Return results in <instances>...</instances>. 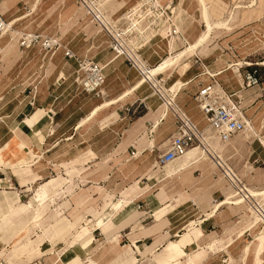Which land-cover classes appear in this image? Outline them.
Instances as JSON below:
<instances>
[{
    "label": "crops",
    "instance_id": "obj_1",
    "mask_svg": "<svg viewBox=\"0 0 264 264\" xmlns=\"http://www.w3.org/2000/svg\"><path fill=\"white\" fill-rule=\"evenodd\" d=\"M0 1L6 8L4 14L0 8L1 17L17 19L13 32L0 37V151L21 158V164H9L7 157L0 161V182L5 193L16 190L21 198L30 192L28 186L36 184L38 197L44 202L52 199L62 210L64 232H72L79 223L85 227L87 233L79 246L90 253L93 262L92 256L95 262L108 264L121 257L127 247L134 256L143 250L157 254L167 248L173 234L179 238L175 242L182 244L191 234L200 233V264H264V245L258 251L256 240L250 241L251 224L242 225L239 212L226 215L230 210L221 205L206 217L211 205L222 200L219 197L225 189L216 177L221 170L212 161L207 158L208 164L201 160L205 155L193 149L168 164L156 163L157 155L166 150L174 134L175 116L170 111L164 112V116H153V109L143 95L136 90L131 95L126 93L132 86L135 65L130 66L121 56L123 60L108 70L104 57L109 54L105 50L109 36L102 31L99 36L93 31L97 26L77 0H37L36 15L28 18L35 0ZM177 2L171 0V8ZM152 3L159 6L157 0H109L105 8L100 6L114 21L121 25L129 23L122 29L129 41L127 49L135 64L145 59L147 67L165 57L166 52L158 56L157 51L165 48L177 52L200 31V22L192 17L198 18L197 10L192 15L184 12L177 27L170 19L169 8L163 11L166 17L160 10L148 11ZM82 19H88L89 24L85 26ZM21 34L52 38L58 47L43 53L40 40L20 46ZM224 41L228 44L229 38ZM208 42L173 69L155 76L154 81L203 131L212 151L228 167L224 169L228 174L230 169L245 188L252 178V183L264 185V59L255 61L254 57L241 56L236 51L232 52L234 59L231 56L230 63L221 55H207L214 47L210 48ZM138 48L139 56L134 51ZM65 50L79 60L89 59L102 67L104 80L96 92L83 88L81 73L75 77L77 61L66 58ZM252 71L258 83L244 86L243 74ZM210 75L241 109L250 128L224 141L213 134L193 98L200 85L211 82ZM178 84L182 86L176 90ZM104 102H111L110 107L89 116L92 109ZM88 116L87 122L78 126ZM154 118L159 120L155 130ZM242 145L245 164H231L229 159ZM229 152L232 154L228 155ZM31 158L36 161L28 164ZM257 160L261 164H254ZM24 161L26 164H22ZM26 169L35 176L31 179L28 174L17 176ZM100 199L106 202L101 204ZM88 200L97 208L102 207L96 216L84 211L90 203L83 207L81 203ZM242 209L247 217L248 212ZM77 212L80 218L74 221ZM212 233L217 239L202 241ZM114 237L117 239L112 240ZM48 245V241L43 244ZM189 245L179 246L180 252ZM115 248L122 250L109 259ZM71 250L56 255L54 264L66 263L73 255Z\"/></svg>",
    "mask_w": 264,
    "mask_h": 264
},
{
    "label": "rangeland",
    "instance_id": "obj_2",
    "mask_svg": "<svg viewBox=\"0 0 264 264\" xmlns=\"http://www.w3.org/2000/svg\"><path fill=\"white\" fill-rule=\"evenodd\" d=\"M143 1L144 0H141V2ZM157 1L159 2L158 3L159 6L152 3L150 5L151 8H149L148 11L157 13L160 10L163 13V11H165V8H169V10H171L170 13L172 16L174 9L176 10L177 7L179 10H181V15L184 12L188 13L189 15H192V12L195 9L198 11L199 14L198 18H195L194 16L192 17L194 18V20L200 22V31L204 29V23L200 17L199 8L196 0H183V1L178 0L177 4L173 8H171L170 5L171 0H157ZM206 1L208 2L207 10H208L209 18L211 20L224 19L229 17L228 18L229 29H219V30L214 29L211 32V36L208 43L209 44L211 43L210 48L212 46L214 47L213 49L208 51L209 53H207V55L210 56L221 55L223 59L229 60L230 63H232L231 60V58L233 57L232 52L236 53L237 51L243 54L241 56H246L245 54H248L249 56L254 57L255 61H258L257 59L263 60L264 59V0H206ZM145 2H150V0H145ZM134 5L135 4H133L132 6ZM129 9H131V7ZM170 13L168 12L169 15ZM136 15H134L133 17L135 18ZM163 15H165V13H163ZM166 16L167 15H165L164 17ZM162 17L163 16H158V19ZM82 21L84 22V24L86 23L85 26L89 24L87 23V21L89 22L88 19L86 20L82 19ZM128 24L129 23L126 24L124 23L123 25L119 24V27L123 29ZM93 31H95V33H97L99 36L102 33L98 27ZM179 31H181V29ZM213 38L215 39L212 42L211 39ZM227 38H229V41L227 42L228 44H225V41L223 43L222 40H225ZM110 40L108 41L110 42ZM109 42H107L108 45L105 47V50L109 52V54L105 55L104 57L106 59L105 62L109 64L107 67L109 68L108 70L112 69L113 66H115L118 62H121L123 60L122 58H119L121 56H117L116 53H114L115 57H113L112 51L114 50L111 48ZM217 43L219 44L217 45ZM128 45H129V41H128ZM139 50H140L139 48L134 49L137 55ZM162 52H166V55L173 54L171 50L165 48H162V50L157 51L155 54L160 56ZM143 60L145 61V59ZM127 63L131 66L129 62ZM78 70L77 72H75V77L78 73ZM166 76L163 77L165 78ZM156 81L159 84H163V82H161L158 79V77H156ZM236 150L237 151L235 152H237V154L234 157H231L229 159V162L231 164H245L244 145L237 147ZM231 154H232L231 152L228 153V155ZM4 157L8 158L9 164H21V158L20 156H18V154L9 153L2 150L0 151V161ZM207 158L211 161V159L206 155L203 158H201V160L207 161L208 164H210V161ZM35 161H36L35 159L33 160V158H31L30 161L27 163L30 164ZM22 164H26V161H24V163ZM153 164H155L154 161ZM254 164H261V163L260 161L257 160ZM209 168L211 169V166H209ZM25 174L26 175L28 174L29 179L32 178L31 176H35L32 175V173L29 170H27L26 172L24 170L22 173L19 172L17 176L21 177V175H25ZM213 176L215 177V175ZM216 177L217 180H219L220 177H223V173L221 171H218ZM24 180L25 179H23L22 182H24ZM252 180L253 178L248 179L247 181L248 182L247 185L249 186V187L247 186L248 188L255 191H259L264 188V185L254 184L255 182L252 183L251 182ZM218 182L220 183L221 188L222 186L224 188L228 186V182L225 179H221V181ZM213 184L215 186V182ZM35 185L28 186L30 192L25 193L26 195L25 196L22 195V197L20 198L16 190H13L14 192L11 194L5 193L4 189L1 188V182H0V264H32V262L36 264H38V262L39 264H54L55 256L60 255L64 250L68 248L72 249L71 251L73 252V255L66 263H61V264H98L97 262H99V264H102L100 260L95 262L96 258H94L91 255L94 260L93 262L89 256L90 253L85 252L84 248L79 246L80 239L87 233V230L85 229L84 226H82V223H79L72 232L69 233L64 232L62 223L63 221H65V219L63 216H60L62 210H60V207L58 208L56 206V204L54 203V201H52V199H49L48 201L44 202L42 197L41 198L38 197L37 193H35V189H36ZM254 187H256V189ZM219 198L224 199V195L220 196ZM100 201L101 204L106 202L104 199H100ZM86 203H90V205H88V210L87 211L84 210V211L93 216H96L97 213L102 209V207L99 209L97 208L98 206L92 205L91 201L89 200L86 201L85 203H81L83 204L82 207L85 206ZM79 204L80 202L77 203L78 206ZM226 206L230 210V212H228L227 210L228 213H225L226 215H231V213L239 212L238 213L239 218L240 220L242 219L240 223H242V225H247L248 222L251 224L252 228L251 231L249 232L252 238H250V241H253L255 232H252V230L254 231L260 230L261 225L264 223L258 220V217L256 216L255 213L251 214L250 210L247 207H242V208L246 209V211L248 212L247 213L248 218L245 217V215H243L242 208L240 210L237 209L235 210L232 209L231 207L230 209L229 205ZM78 212L77 214L73 215L74 221H77L80 218ZM164 212L165 211L163 210L162 213ZM161 214L157 215L156 220L159 219ZM232 224L233 222L230 225ZM146 233L154 234L152 233V231L151 232L146 231ZM173 236L174 237L171 238L169 237L171 242L179 241L178 240L179 238L175 234H173ZM226 237L227 238L229 237L228 230L226 231ZM214 238L217 239L215 233H212L208 237L205 236L202 241L209 242ZM114 239L117 238L114 237L112 240ZM45 241H48L49 245L44 247L43 244ZM59 243H62L63 246H60ZM186 244H190L188 249L186 251H181L180 253L174 252L173 248L167 245L166 249L158 252L157 254H149L148 250H143L140 251L139 253L140 255L138 256L136 255L134 256L131 250L128 249L127 247V249L124 251L121 257H116V256H118V253L121 252L122 249L115 248L113 256L110 257L109 259L114 257L116 258L112 259L108 264H200V233L191 234L190 236H188L186 240H184L182 244H178V245L184 246ZM81 252L83 253L81 254Z\"/></svg>",
    "mask_w": 264,
    "mask_h": 264
},
{
    "label": "bare ground",
    "instance_id": "obj_3",
    "mask_svg": "<svg viewBox=\"0 0 264 264\" xmlns=\"http://www.w3.org/2000/svg\"><path fill=\"white\" fill-rule=\"evenodd\" d=\"M77 1L86 10L85 13L91 17L94 24L102 32L106 33L109 36V39L116 40L117 44H114L115 49L113 52L116 53L117 56H123L125 59L127 57L133 59L132 53L127 49V46H126L127 38L124 36L123 30L121 28H118L116 21H114L113 19L106 16L105 13L103 12V10L100 8V6L104 8L105 4L109 0H77ZM196 2L198 5V8H199L200 17L204 23V29L202 31H199V33L195 36V38L192 41H190L186 46H184V48L180 49L177 52H174L173 54L166 55L154 66H148L147 67L145 65L144 61H142V60L137 61L136 64H134L135 65L134 70L136 72H135V75L131 78L132 86L129 90L127 88L128 91L126 93L131 95L136 90L141 95H143L145 100H147L150 103L151 108L153 109V112H154L153 116H156V115L164 116V112L166 113L169 111L175 116V114L172 112V110H173L172 108H174V110L179 112L180 115H183V114L186 115L180 108H178V106L175 103H173L172 99H170L166 95H164V92L161 90V88L158 85H156V83L154 82L155 76L162 75L164 72L173 69L175 66H177L181 62L182 59L188 58L191 54H193L196 51V49L202 48L204 46V44L209 40L211 32L214 29L215 30L229 29V25H228V21H229L228 18L229 17L224 18V19L211 20L209 18L208 10H207L208 2L206 0H196ZM37 4H38L37 0H35L32 4V7H31V9H32L30 11L31 13L26 16L27 18L29 16H32V14L36 15ZM0 8L2 10V13L4 14L6 8H5L3 1H0ZM82 10L83 9L81 8L80 11L83 12ZM182 10H183V8H182ZM83 14H84V12H83ZM181 17H182L181 10H179L177 7L176 10L174 9V12L171 16L172 22H174L177 27L181 23V20H182ZM200 17H199V19H200ZM5 21H6L5 24L7 26V29L3 32H0V37H2L3 35H5L9 32H13L11 30H12V27L14 26L15 22L17 21V19H14L13 17L7 16ZM105 28L107 29V31L104 30ZM24 35L28 36V35H33V34H23V35L21 34V37L19 38L18 43L21 40L22 36H24ZM40 38L41 39L48 38L51 43H56L58 46V43L52 38L42 37V36H40ZM111 40H110V45L112 46L113 42ZM39 44H40V48H41L40 51L41 52L45 53L47 50H49V49H44L41 46V43H39ZM27 46H30V45H27ZM52 49H55V47L50 48L51 51H53ZM79 61L81 62V64H80L81 68H79V66H78L79 70L78 69L77 70H78V72L81 73V77L79 78V80L80 81L84 80L83 83L81 82V84H83V88L85 87L87 89L86 91H89V92H93V93L96 92L97 88L103 83V81L101 83H98L95 79H92V78L88 79L87 78L88 73L87 72L84 73V69H83V62H86L87 59H82ZM133 61L135 63L134 59H133ZM262 64H264V62H262ZM97 65L100 67L99 64H97ZM100 70H101V74L103 76V72H102L101 67H100ZM210 78H211V82L209 84H206V85L211 86L208 89V92L211 95L216 96V97H222L223 98V96H224L225 102L235 105L230 100V97L228 98L227 95H225V92L223 91L221 86L218 84L217 81H215L213 79V77L211 75H210ZM103 80H104V76H103ZM84 85H86V86H84ZM181 86H182V84H178L176 87V90H179V88ZM87 87H89V88H87ZM110 104H111V102H104L101 106L95 107V109H92V112L89 116H91V117L95 116L97 114V112L100 110L105 111L108 107H110ZM196 106H197V104H196ZM235 114L244 123V128H242L238 132H246L248 129H250L249 124L244 119V117L242 115V111L239 107H238L237 112H235ZM89 116L82 118L78 122V126H83L87 122V120L89 119ZM189 120H190V118H189ZM158 121L159 120L154 118L153 130H155L157 128V124H159ZM207 125L211 129L208 122H207ZM198 130L200 131V133L202 135V137H201L202 145H194V146L188 148L184 152V154L189 150L197 149L200 154L208 156L211 159L213 165L223 172V177H220L218 181H221V179L226 178L225 180L228 182V186L224 189V192H223L224 199H222L221 201H218L216 203H213L211 205V209L209 210V212L206 213V217L211 216L212 213L214 212V210L218 206L233 205L235 207H247L250 210L251 214L255 213L256 216L258 217V220L260 222L264 223V203H261V200H262L261 198H264V188L259 190V191L252 190L248 187L245 188V185L240 181V179L236 176V174L233 173L230 169H229L230 174H228V171L224 170V169L228 168L226 166V164L219 158L218 155H216L212 151L208 142L204 138L203 131L200 130L199 128H198ZM211 131L213 132V134L217 138L222 140L212 129H211ZM222 141H224V140H222ZM168 147H169V145H168ZM167 148H166V150H167ZM183 155H181V156H183ZM181 156H179V157H181ZM179 157H176L170 161H167L163 165L168 164L170 162H173L174 160H176ZM156 163L159 165L158 160H156ZM197 221H200V219ZM254 232H255L254 239L256 240V247L259 251L260 248L264 245V224L261 225L260 230H255ZM177 245H178L177 242H169L168 246L173 248L174 252L180 253L179 245L178 246ZM92 247H95V246L93 245ZM89 249H91V248H89Z\"/></svg>",
    "mask_w": 264,
    "mask_h": 264
},
{
    "label": "built area",
    "instance_id": "obj_4",
    "mask_svg": "<svg viewBox=\"0 0 264 264\" xmlns=\"http://www.w3.org/2000/svg\"><path fill=\"white\" fill-rule=\"evenodd\" d=\"M6 21L0 15V32H3L7 29ZM118 28L119 22H116ZM104 30L107 31L105 28ZM40 40L41 46L44 49L57 48L56 43H51L48 38L41 39L39 35H24L19 41V45L26 47ZM52 44H50V43ZM113 45L111 48L114 50V44H117L116 40L112 39ZM64 56L67 58H73L77 61V64L80 67L81 62L78 58L69 50L64 52ZM126 60L134 66L133 59L127 57ZM84 73L87 74V78L95 79L98 83L103 81V76L101 74L100 67L93 62L92 60L87 59L86 62H83ZM244 86H251L258 83V78L255 75V71L245 72L243 74ZM210 85H200L199 90L194 95V101L198 106L199 111L206 118L211 129L222 139L227 140L229 137L236 134L242 128H244V123L239 117L235 114L238 110L237 105L229 104L225 102L224 96L216 97L211 95L208 92ZM85 88V87H84ZM85 90H87L85 88ZM225 95H227L225 93ZM229 98L230 96L227 95ZM172 112L175 114V130L172 135L167 150L157 155V160L159 165H163L167 161H170L176 157H179L184 154V152L194 146L202 145L201 143V133L198 128L189 120L186 115H180L179 112L172 108ZM240 183V182H239ZM139 207V206H138Z\"/></svg>",
    "mask_w": 264,
    "mask_h": 264
}]
</instances>
